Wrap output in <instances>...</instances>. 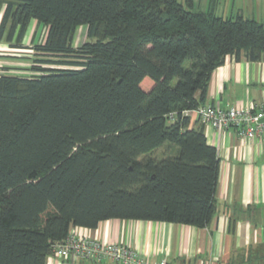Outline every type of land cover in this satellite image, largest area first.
<instances>
[{
	"label": "trees",
	"instance_id": "trees-1",
	"mask_svg": "<svg viewBox=\"0 0 264 264\" xmlns=\"http://www.w3.org/2000/svg\"><path fill=\"white\" fill-rule=\"evenodd\" d=\"M194 6L0 0V40L46 29L34 74L0 75V264H47L107 219L211 223L220 157L191 111L226 56L264 58V22Z\"/></svg>",
	"mask_w": 264,
	"mask_h": 264
},
{
	"label": "crops",
	"instance_id": "crops-1",
	"mask_svg": "<svg viewBox=\"0 0 264 264\" xmlns=\"http://www.w3.org/2000/svg\"><path fill=\"white\" fill-rule=\"evenodd\" d=\"M263 101L264 58L251 61L244 55H228L213 71L206 104L257 108ZM200 123L197 114L191 112L190 126ZM202 125L208 143L217 148L220 157L216 211L208 226L107 219L83 231L106 241L129 244L149 262L264 264V136L244 139L235 128ZM47 264L121 263L64 259L51 253Z\"/></svg>",
	"mask_w": 264,
	"mask_h": 264
},
{
	"label": "built area",
	"instance_id": "built-area-1",
	"mask_svg": "<svg viewBox=\"0 0 264 264\" xmlns=\"http://www.w3.org/2000/svg\"><path fill=\"white\" fill-rule=\"evenodd\" d=\"M191 112H195L204 124L218 129L235 128L244 139L264 136V101L257 108L236 105L223 108L204 104ZM83 229L85 227H72L67 237L54 246L53 254L64 259L92 262L109 259L121 264H169L165 259L149 262L129 244L106 241L89 235Z\"/></svg>",
	"mask_w": 264,
	"mask_h": 264
},
{
	"label": "rangeland",
	"instance_id": "rangeland-1",
	"mask_svg": "<svg viewBox=\"0 0 264 264\" xmlns=\"http://www.w3.org/2000/svg\"><path fill=\"white\" fill-rule=\"evenodd\" d=\"M179 1L185 2V0ZM194 5V9L203 11L208 10L213 5L217 15L235 16L240 13L264 21V0H194ZM0 10L2 12L3 7ZM45 31L44 26L32 20L22 43L28 48L19 47L16 45L17 42L8 43L4 39L0 40V75H33L34 71L31 68L38 65L36 60L39 57L31 46L43 41ZM86 39V27L77 28L73 44L80 46Z\"/></svg>",
	"mask_w": 264,
	"mask_h": 264
}]
</instances>
